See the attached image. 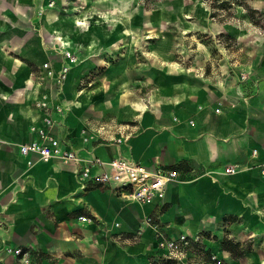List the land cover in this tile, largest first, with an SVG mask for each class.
I'll return each mask as SVG.
<instances>
[{
  "label": "crops",
  "instance_id": "0c3cea01",
  "mask_svg": "<svg viewBox=\"0 0 264 264\" xmlns=\"http://www.w3.org/2000/svg\"><path fill=\"white\" fill-rule=\"evenodd\" d=\"M35 1L0 0V264H146L156 245L148 216L169 236L228 230L239 240L256 237L255 249L264 252V36L217 23L216 31L236 38L244 51L234 50L233 65L223 48L218 66L205 74L176 60V40L145 51L143 23H78L76 13L60 16L58 0L48 14L79 60L59 88L42 67L64 61L49 49L57 29L33 18ZM242 1L264 15V0ZM238 14L247 16L242 6ZM204 48L201 65L208 58ZM241 72L252 77L239 82ZM45 96L67 104L54 132L83 156L108 161L122 155L180 169L183 178L170 183L162 199L126 202L108 187L83 189L74 162L22 156L18 145L32 138L30 125L41 122L35 103ZM104 122L122 125L129 137L120 144L92 138ZM231 164L240 171L225 173ZM208 241L212 248L222 244ZM7 246L29 249L31 262H20Z\"/></svg>",
  "mask_w": 264,
  "mask_h": 264
},
{
  "label": "rangeland",
  "instance_id": "374dc122",
  "mask_svg": "<svg viewBox=\"0 0 264 264\" xmlns=\"http://www.w3.org/2000/svg\"><path fill=\"white\" fill-rule=\"evenodd\" d=\"M17 1H19L18 4H27V0ZM97 1L99 0H60L62 4L57 9L62 17L75 18L74 13L78 14V23H143L145 51L157 41L176 40V60L181 64L191 63L198 69L205 70V74L218 66L223 48L228 54L227 61L233 65L237 58L232 53L237 51V54H240L244 51L243 44L241 42L239 44L236 38L216 31L217 23H234L239 28L253 32L256 36H264V15L257 10L253 11V8L242 0H232L230 7L220 5L224 0H127L131 2L128 6L119 5L124 0H111L113 3L110 0H103L101 1L103 5L100 7ZM106 2H109L113 9H110ZM239 6L245 9L247 16L237 15ZM72 7H75L74 11ZM51 8L42 0H36L32 5L33 18L37 21L47 20L50 26H54L53 29H57L58 27H55L58 24L57 21L54 22L52 20L54 16L48 14ZM84 9H87L85 14L80 12ZM25 16L27 17L26 13ZM57 31H51L52 40L62 35ZM51 45L49 49L54 51L55 42ZM261 45L256 43L254 48ZM199 46L203 48L198 49ZM204 47L207 48L206 51L208 50V58L201 65L199 61L203 58L201 53L203 51L205 53ZM245 62L247 63L246 60ZM160 63L162 64L163 61ZM232 220L228 218L226 222ZM197 233L200 235L199 240H192L188 246L180 247L173 253L166 248L158 247L156 239L154 251L149 255V261L146 264H264V252L255 249L257 244L254 236L239 240L231 237V232L228 230H225L223 236H217L209 230H201ZM224 237L239 242L240 245H232L231 251L225 249L222 244L218 245V249L212 248L211 242L208 241H222ZM131 240L134 241L137 238L132 237Z\"/></svg>",
  "mask_w": 264,
  "mask_h": 264
},
{
  "label": "built area",
  "instance_id": "2783aa9c",
  "mask_svg": "<svg viewBox=\"0 0 264 264\" xmlns=\"http://www.w3.org/2000/svg\"><path fill=\"white\" fill-rule=\"evenodd\" d=\"M58 0H45L46 6L55 7ZM54 52L60 55L64 61L60 67L54 66L51 61L43 62L45 77L51 79L55 86L61 88L65 83L71 67L78 63L77 54L71 49L70 43L60 35L55 39ZM252 77L251 73L241 72L239 82H246ZM247 97L244 98V100ZM41 110V122L34 121L30 125L32 138L29 141L21 142L18 145L22 156L27 157L35 154L38 160L43 162L60 161L64 163L74 162L77 164V175L80 185L83 189H88L92 185L99 187H108L126 202L150 203L155 199H162L170 183L180 181L184 176V171L174 167L157 166L149 167L133 158L117 156L111 160H104L98 156L85 157L81 150L69 145L65 139L54 132L55 127H61L63 124V115L67 110V104L62 101H52L45 96L35 103ZM217 112L220 108L216 109ZM191 123H194L192 120ZM112 128L117 135H112L109 131ZM85 132V130H84ZM83 132V133H84ZM97 135L99 142L120 144L129 137L122 125L102 123ZM89 139L86 137L85 140ZM258 149L252 151V155L258 156ZM225 173L233 174L240 171L238 164H231L225 167ZM264 173V166L262 168ZM82 221L92 222V217L80 215ZM146 221L156 227L157 246L166 248L170 253L177 251L180 247H186L192 240H199V233L189 235L180 233L178 236L169 237L156 224L152 217L148 216ZM5 228V220L0 211V229ZM6 250L17 257L20 262H31V251L23 247H6Z\"/></svg>",
  "mask_w": 264,
  "mask_h": 264
},
{
  "label": "trees",
  "instance_id": "16d2710c",
  "mask_svg": "<svg viewBox=\"0 0 264 264\" xmlns=\"http://www.w3.org/2000/svg\"><path fill=\"white\" fill-rule=\"evenodd\" d=\"M232 2H233L232 0H224V1H221V4L220 5L221 6H228V7H230L232 5ZM242 4H244V3H242ZM244 5H245V7L247 9H250V7H248L246 4H244ZM252 10L253 11H256L255 9H252ZM222 245H223V247L225 249H229V250L232 251V245L233 246H239L240 243L239 242H234L231 239H229L228 237H224L223 240H222ZM207 252H209V251H207Z\"/></svg>",
  "mask_w": 264,
  "mask_h": 264
}]
</instances>
